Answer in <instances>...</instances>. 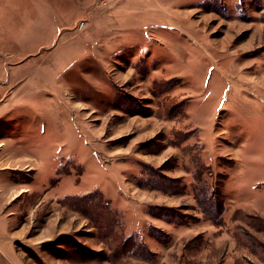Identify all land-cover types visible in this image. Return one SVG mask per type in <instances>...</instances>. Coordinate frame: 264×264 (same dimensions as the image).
Listing matches in <instances>:
<instances>
[{"label": "rangeland", "instance_id": "374dc122", "mask_svg": "<svg viewBox=\"0 0 264 264\" xmlns=\"http://www.w3.org/2000/svg\"><path fill=\"white\" fill-rule=\"evenodd\" d=\"M0 197V264H264V0H0Z\"/></svg>", "mask_w": 264, "mask_h": 264}, {"label": "trees", "instance_id": "16d2710c", "mask_svg": "<svg viewBox=\"0 0 264 264\" xmlns=\"http://www.w3.org/2000/svg\"><path fill=\"white\" fill-rule=\"evenodd\" d=\"M196 181L198 183V185H197L198 187L202 186L201 185L202 180H201V177L198 174H196ZM150 187L153 190H157L158 189V190L163 191V189L161 187H155V186H150ZM206 189H207V187L204 186V187H201L198 192L196 191V194H197L196 198H197L198 202L201 203V204H204L206 202L207 205L204 206V209H205V207L208 208L207 210L205 209V213L210 217V219L213 220L214 222H215V220L218 219V222H220L221 221V216H222L223 211L225 209L224 197L220 196L219 194H217V197H215V194L212 193L211 194V198H207ZM196 190H198V188H196ZM86 196H89V195H86ZM203 200L205 202H203ZM167 211L174 212V210H171V209L168 210V208L157 207V206L149 207L150 214L154 215L156 218L163 219V220L168 221L170 223H177V221L173 217L174 215L173 214H169ZM153 231H155V230L153 229ZM155 232H157V231H155ZM152 234H153L152 236L154 238H158L159 239V237L156 235V233H152ZM138 236H139V234H133V235L128 236L127 239H125V241H124V249L126 247V244L131 242L132 239L134 238L135 241L131 242V244L134 245L136 243V246H137L138 249L140 247L141 249H143L145 251V252L142 253V255L145 256L146 253H148V251L146 249V246L143 243L142 237L140 238ZM139 239H141L140 242H139Z\"/></svg>", "mask_w": 264, "mask_h": 264}, {"label": "crops", "instance_id": "0c3cea01", "mask_svg": "<svg viewBox=\"0 0 264 264\" xmlns=\"http://www.w3.org/2000/svg\"><path fill=\"white\" fill-rule=\"evenodd\" d=\"M11 144L13 145V144H17V143H13V142H12ZM22 192H23V191L20 189V192H19L18 194L14 195V196H11L9 200L14 201L15 198L18 199L21 195H24L26 191H24V193H22ZM86 194H89V193H86ZM8 195H9V194H8ZM10 195H12V192H11ZM2 201H3V199H2V197H0V203H1ZM11 201H10V202H11ZM8 202H9V201H8ZM8 202H7V203H8ZM1 204H2V203H1ZM5 204H6V203H5ZM5 204H4V205H5ZM0 209H1V207H0ZM0 231H2V227H1V226H0ZM132 234H133V233H132ZM142 239H143V238H142Z\"/></svg>", "mask_w": 264, "mask_h": 264}]
</instances>
